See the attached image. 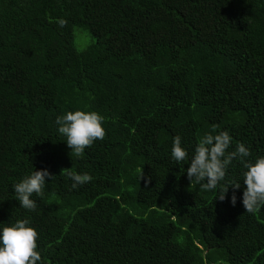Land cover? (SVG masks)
<instances>
[{"label":"trees","instance_id":"1","mask_svg":"<svg viewBox=\"0 0 264 264\" xmlns=\"http://www.w3.org/2000/svg\"><path fill=\"white\" fill-rule=\"evenodd\" d=\"M75 110L106 130L80 158L56 124ZM224 130L227 151L264 156V0H0V229L29 219L37 264H264L241 160L215 190L187 178L199 140ZM42 169L53 178L24 209L14 185ZM69 169L93 179L73 189Z\"/></svg>","mask_w":264,"mask_h":264},{"label":"clouds","instance_id":"2","mask_svg":"<svg viewBox=\"0 0 264 264\" xmlns=\"http://www.w3.org/2000/svg\"><path fill=\"white\" fill-rule=\"evenodd\" d=\"M60 27H65L68 21L60 18L57 21ZM104 117L96 111L75 110L68 111L56 118L58 132L66 137V145L72 153L80 158L86 148L93 145L96 140H103L106 130L103 127ZM217 126H213V132ZM231 136L227 130L218 134L206 133L199 140L194 150V155L187 168L189 182L202 184L205 190L217 189L220 181L224 180L228 166L234 159L239 158L246 171L243 174L245 186L242 195V204L245 212L257 213L264 207V156L258 157L254 163L244 160L251 152L243 143H238L234 151H227L231 144ZM171 156L177 163L188 159V152L182 146L179 135L173 138ZM66 175L73 181L71 187L78 188L92 181L93 177L88 173L79 174L67 170ZM46 178L52 179L53 175L47 169L32 171L30 175L23 177L14 185L16 199L24 209L34 211L37 203L32 199L33 194H43L46 185ZM142 178V170L141 176ZM151 177L145 179V183ZM233 189L241 187L240 182H233L230 185ZM229 185L223 186L216 199L223 201ZM236 195L233 192L230 203L235 206ZM39 234L31 226L29 219L17 220L10 226H3L0 229V264H37L41 255L37 251Z\"/></svg>","mask_w":264,"mask_h":264},{"label":"rangeland","instance_id":"3","mask_svg":"<svg viewBox=\"0 0 264 264\" xmlns=\"http://www.w3.org/2000/svg\"><path fill=\"white\" fill-rule=\"evenodd\" d=\"M79 31H81V29L78 27H75L73 30V44L77 49L83 48L87 43L90 42V39L87 37V41L85 43L79 44L80 42L78 43V40L81 41L84 38L83 35H80V37L77 39V33Z\"/></svg>","mask_w":264,"mask_h":264}]
</instances>
